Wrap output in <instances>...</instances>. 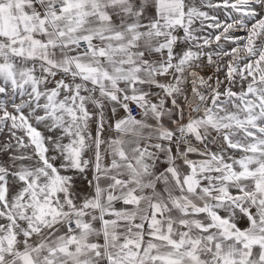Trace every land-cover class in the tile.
Wrapping results in <instances>:
<instances>
[{
    "label": "snow or ice",
    "instance_id": "6c2138e0",
    "mask_svg": "<svg viewBox=\"0 0 264 264\" xmlns=\"http://www.w3.org/2000/svg\"><path fill=\"white\" fill-rule=\"evenodd\" d=\"M0 264H264V0H0Z\"/></svg>",
    "mask_w": 264,
    "mask_h": 264
}]
</instances>
